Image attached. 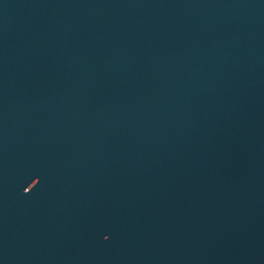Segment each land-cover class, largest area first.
Segmentation results:
<instances>
[{
	"label": "water",
	"instance_id": "water-1",
	"mask_svg": "<svg viewBox=\"0 0 264 264\" xmlns=\"http://www.w3.org/2000/svg\"><path fill=\"white\" fill-rule=\"evenodd\" d=\"M0 264H264V0H0Z\"/></svg>",
	"mask_w": 264,
	"mask_h": 264
}]
</instances>
